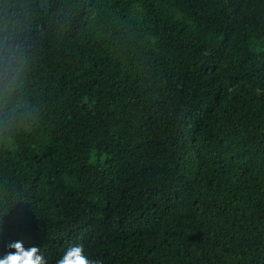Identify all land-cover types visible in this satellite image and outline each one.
Here are the masks:
<instances>
[{"label":"trees","instance_id":"16d2710c","mask_svg":"<svg viewBox=\"0 0 264 264\" xmlns=\"http://www.w3.org/2000/svg\"><path fill=\"white\" fill-rule=\"evenodd\" d=\"M0 254L264 264V0H0Z\"/></svg>","mask_w":264,"mask_h":264},{"label":"clouds","instance_id":"9594fccd","mask_svg":"<svg viewBox=\"0 0 264 264\" xmlns=\"http://www.w3.org/2000/svg\"><path fill=\"white\" fill-rule=\"evenodd\" d=\"M0 61L3 63L5 74L13 71L12 65L14 64V59L11 54L8 57H0ZM14 80V76L9 77L5 83V88L0 89V91L10 90ZM4 215L0 216V232L3 231ZM7 247L13 251H5L3 254H0V264H47L38 246L25 247L22 241L17 240L10 242ZM57 264H99V261L90 259L83 246L76 244L64 250L57 260Z\"/></svg>","mask_w":264,"mask_h":264}]
</instances>
